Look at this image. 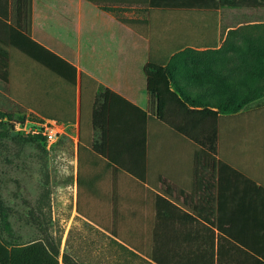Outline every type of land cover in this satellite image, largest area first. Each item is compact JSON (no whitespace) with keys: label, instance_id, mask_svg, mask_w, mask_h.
<instances>
[{"label":"crops","instance_id":"crops-1","mask_svg":"<svg viewBox=\"0 0 264 264\" xmlns=\"http://www.w3.org/2000/svg\"><path fill=\"white\" fill-rule=\"evenodd\" d=\"M27 2L0 0V50L11 68L0 93L28 114L75 124L77 214L82 187L109 211L98 223L85 221L115 228L118 244L147 264H264V102L220 114L212 154L158 119L144 73L149 61L161 63L198 97L191 82L203 77V57L193 52L264 50V0H30V27ZM191 12L208 20L207 41L172 45L180 32L168 18ZM28 33L53 53L52 67L28 52L46 54ZM103 87L150 114L145 127L139 112L110 106L112 145L123 160H136L147 136L146 180L114 170L93 150L101 133L91 116Z\"/></svg>","mask_w":264,"mask_h":264},{"label":"rangeland","instance_id":"rangeland-1","mask_svg":"<svg viewBox=\"0 0 264 264\" xmlns=\"http://www.w3.org/2000/svg\"><path fill=\"white\" fill-rule=\"evenodd\" d=\"M168 19L166 25L180 32L179 39L172 40V45H183L186 41L200 45L207 41L206 34L201 33L207 30L208 20L198 13H180ZM193 53L203 57V77L192 81L191 86L194 93L205 100L218 95L238 101L259 84L258 62L248 57L247 51L221 49ZM11 89L14 94H20L21 83L17 77ZM215 91L219 94H211ZM10 116L14 123L24 121L23 113L19 114L10 99L0 93L1 239L19 243L40 238L50 240L60 246L61 264L65 252L80 264H147L118 244L110 233L85 221V215L94 223L106 219L103 217H107L109 211L102 209H107L106 201L89 196L82 187L77 214L78 161L72 140H64L50 150L44 149L36 142L18 137L13 126L4 125ZM87 131L84 122L82 133L85 135ZM84 169L87 170V164Z\"/></svg>","mask_w":264,"mask_h":264},{"label":"trees","instance_id":"trees-1","mask_svg":"<svg viewBox=\"0 0 264 264\" xmlns=\"http://www.w3.org/2000/svg\"><path fill=\"white\" fill-rule=\"evenodd\" d=\"M28 14L27 24L31 25V2L26 4ZM28 42L37 45L46 51V54H37L28 49L33 55L45 57V62L52 67L51 60L47 57L53 53L41 46L31 38L30 33L26 36ZM248 57L257 63V75L259 84L240 100L234 101L231 97H214L204 99L201 96L192 97L182 90L179 81L163 64L149 61L144 65V73L147 80V89L151 99L156 101V115L160 121L168 125L174 132L202 145L209 153L216 154L219 141V116L222 113H235L242 109L250 108L264 102V50H250ZM182 55V54H181ZM55 56V54H54ZM180 54L177 56V58ZM200 56V55H198ZM196 58V57H195ZM75 70V67H72ZM11 78L10 54L7 50H0V81L7 85ZM12 107L19 113H23V120L27 116V107L10 99ZM116 104L123 110H134L142 114L147 127L150 114L125 97L117 94L109 88L103 87L97 94L91 116L93 129L100 131L101 138L93 143V150L108 159L114 170H127L142 180L147 177V136L144 138L143 148L136 155V160H123L116 147L112 145V125L114 123L110 106ZM216 109H215V108ZM33 117L41 118L35 114ZM3 117V116H2ZM7 117L4 125L13 126L15 123ZM2 134V133H1ZM23 140L38 143L42 148L39 136L19 135ZM117 137H114V141ZM58 147V146H57ZM112 235H116L115 228H105ZM60 246L43 238L35 239L26 243L4 242L0 236V264H61ZM63 264H80L74 261L66 252L62 254Z\"/></svg>","mask_w":264,"mask_h":264},{"label":"built area","instance_id":"built-area-1","mask_svg":"<svg viewBox=\"0 0 264 264\" xmlns=\"http://www.w3.org/2000/svg\"><path fill=\"white\" fill-rule=\"evenodd\" d=\"M75 127L72 123L28 115L23 122H15L12 130L16 134L39 136L40 143L50 150L64 140L78 141L79 133Z\"/></svg>","mask_w":264,"mask_h":264}]
</instances>
